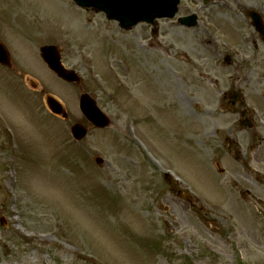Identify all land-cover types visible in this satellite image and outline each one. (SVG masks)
<instances>
[{
	"label": "rangeland",
	"instance_id": "obj_1",
	"mask_svg": "<svg viewBox=\"0 0 264 264\" xmlns=\"http://www.w3.org/2000/svg\"><path fill=\"white\" fill-rule=\"evenodd\" d=\"M202 2L181 0L179 14ZM245 7L264 14V0H211L196 28L161 23L158 44L147 25L123 31L71 0H0V39L14 61V73L0 68V264H264V117L237 131L241 107L222 98L236 90L264 110L223 58L254 40L264 49ZM44 45L61 47L80 86L48 69ZM20 71L68 119L48 111ZM82 93L110 127L82 115ZM77 123L88 129L80 142L70 133ZM228 136L251 152L243 163ZM167 170L181 181L168 183Z\"/></svg>",
	"mask_w": 264,
	"mask_h": 264
},
{
	"label": "water",
	"instance_id": "obj_2",
	"mask_svg": "<svg viewBox=\"0 0 264 264\" xmlns=\"http://www.w3.org/2000/svg\"><path fill=\"white\" fill-rule=\"evenodd\" d=\"M81 8L92 9L95 12H104L109 20L119 21L120 27L126 30L133 28L140 22L154 24L157 18L173 17L177 12L179 0H73ZM187 20V19H186ZM194 22H187L192 25ZM259 24V21H257ZM261 25L259 28L261 29ZM264 32V31H263ZM41 56L49 67L56 74L68 82H79L73 72L66 70L61 64L60 48L55 46H45L41 48ZM0 63L11 66L9 52L5 45L0 42ZM47 101L51 109L58 114L67 117L62 106L51 96ZM81 109L83 113L98 127H107L110 125L109 119L101 112L94 100L88 95L81 98ZM73 136L80 140L86 134L87 130L81 125H75L72 128ZM101 164L102 160L97 159ZM188 200V199H187Z\"/></svg>",
	"mask_w": 264,
	"mask_h": 264
},
{
	"label": "flooded vegetation",
	"instance_id": "obj_3",
	"mask_svg": "<svg viewBox=\"0 0 264 264\" xmlns=\"http://www.w3.org/2000/svg\"><path fill=\"white\" fill-rule=\"evenodd\" d=\"M261 17L264 20V14L261 12ZM249 43V39H244V41ZM260 42L264 47V42L260 36ZM253 45L250 47L243 46L237 53V57L234 61L236 65V82L241 84L251 85L253 87V91L257 95V99L264 101V49L260 51V46L257 43V40H254ZM251 48V49H250ZM19 76H23L22 72L18 73ZM256 105V104H255ZM262 114H264V110L260 104H257ZM236 146L238 147V158L241 160V163L244 162V156L251 154V152L247 151L245 154L243 153V149L241 148V143L236 140Z\"/></svg>",
	"mask_w": 264,
	"mask_h": 264
},
{
	"label": "bare ground",
	"instance_id": "obj_4",
	"mask_svg": "<svg viewBox=\"0 0 264 264\" xmlns=\"http://www.w3.org/2000/svg\"><path fill=\"white\" fill-rule=\"evenodd\" d=\"M74 23H75V25H76V26L78 27V29H79V22H78V21H74ZM193 127L196 128L195 125H193ZM193 127H192V129H193Z\"/></svg>",
	"mask_w": 264,
	"mask_h": 264
}]
</instances>
